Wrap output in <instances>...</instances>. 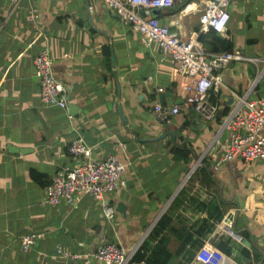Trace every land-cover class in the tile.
<instances>
[{
	"label": "crops",
	"instance_id": "0c3cea01",
	"mask_svg": "<svg viewBox=\"0 0 264 264\" xmlns=\"http://www.w3.org/2000/svg\"><path fill=\"white\" fill-rule=\"evenodd\" d=\"M184 1L149 14L180 38L197 36L209 54L224 53L216 37L256 60L234 61L223 71L224 87L210 97L218 107L216 120L232 106L229 90L245 94L264 69V0H229L223 35L200 32L198 17L207 0H188L178 9ZM10 9L0 0V264H64L57 247L87 259L107 244L135 253L143 243L145 263L199 264L196 254L208 243L209 264H264V162L236 158L211 176L214 186L201 182L200 169L208 173L228 137L217 140L219 124L189 107L170 124L156 121L154 104L180 103L178 83L185 82L159 47L143 45L103 0H24ZM106 43L110 56L101 52ZM43 48L65 88L67 109L40 104L33 58ZM249 98H264V74ZM77 133L92 160L114 155L126 166L125 187L106 198L115 211L122 204L113 222L90 196L54 207L42 202L45 186L72 164L67 147ZM175 150L186 151V161ZM194 172L197 178L189 180ZM228 213L238 214L240 238L225 230ZM32 234L35 243L24 253L21 238ZM158 240L165 246L152 257Z\"/></svg>",
	"mask_w": 264,
	"mask_h": 264
},
{
	"label": "built area",
	"instance_id": "2783aa9c",
	"mask_svg": "<svg viewBox=\"0 0 264 264\" xmlns=\"http://www.w3.org/2000/svg\"><path fill=\"white\" fill-rule=\"evenodd\" d=\"M10 11L16 10L24 0H7ZM119 20L131 27L145 46L156 44L161 50L162 59H170L174 72L184 78L185 82L178 83L181 89V102L178 104H154L152 114L161 124H170L180 109L191 108L201 115L206 122H213L218 107L210 103L211 93L217 94L223 85V71L229 63L247 60L256 63V60L243 58L238 52H224L209 54L196 38L185 40L170 32L152 16H143L151 10H168L175 5V0H103ZM229 0H207L198 17L201 33L223 35L229 21L226 11ZM38 18L34 11L30 22L35 24ZM33 66L39 81V100L45 107L67 109L68 101L65 88L56 80L53 72V61L46 48L40 50L33 58ZM264 69L257 72L247 92L239 95L229 90L232 106L222 118L217 133V140L222 134H227V143L222 153L208 166V172L213 177L224 162L240 159L249 163L264 162V98L250 99ZM162 93V89H159ZM67 153L72 160L70 166L61 168L51 181L45 186L43 204L56 206L61 201L71 203L83 196H90L101 206L102 216L107 222H113L116 211L107 201V196L125 187L122 175L126 170L125 164L114 155H109L101 161L91 159V149L79 133L70 141ZM227 233H231V223H224ZM37 235H26L21 238L22 252L29 251ZM57 254L64 260V264H89L90 259L99 264H130L134 249L125 251L115 245H104L92 255L85 256L69 253L60 247ZM213 256L210 244L205 243L196 254L199 264H209ZM90 258V259H89Z\"/></svg>",
	"mask_w": 264,
	"mask_h": 264
},
{
	"label": "trees",
	"instance_id": "16d2710c",
	"mask_svg": "<svg viewBox=\"0 0 264 264\" xmlns=\"http://www.w3.org/2000/svg\"><path fill=\"white\" fill-rule=\"evenodd\" d=\"M187 3H189L188 2V0H186V1H184V3H182L181 4V6H179V8L178 9H180V10H182V9H184V7H185V5L187 4ZM211 33H213V34H215L214 32H212V31H210ZM201 36L202 35H200V38H199V40H201ZM215 38V40H216V44H220V45H222V48H221V51H223V52H232V50H233V47H232V45H231V43L230 42H227V45L226 46H224V41H222L221 39H219V38H216V37H214ZM226 114H224V116H225ZM222 118L223 117H220V118H218V119H216L215 120V123H217V125L218 124H220V122H221V120H222ZM175 152L178 154V153H180L181 154V156H182V159L184 160V161H186V158H187V152L186 151H179V150H175ZM186 157V158H185ZM200 172L202 173V175H201V182H205V184L208 186V184L209 185H213L214 186V184H213V180H212V178H211V175H210V173L208 172H206V170H204V169H200ZM197 176H198V173L196 174L195 172L191 175V177L189 178V180H194V179H196L197 178ZM35 178H36V176H35ZM38 180V179H37ZM205 180V181H204ZM176 199L177 198H175V200H174V202L176 201ZM221 218V217H220ZM219 218V219H220ZM165 246V244L163 243V242H161V241H157V243L152 247V249H151V255H152V257H158V255H159V251H160V249H161V247H164ZM147 249V245L146 244H142L139 248H138V250L133 254V256H132V258H131V263L130 264H132V262H133V264L134 263H140V262H144V257H145V254H144V251ZM144 264H154V259H153V261L151 260L150 262H148V263H145L144 262Z\"/></svg>",
	"mask_w": 264,
	"mask_h": 264
},
{
	"label": "water",
	"instance_id": "95a60500",
	"mask_svg": "<svg viewBox=\"0 0 264 264\" xmlns=\"http://www.w3.org/2000/svg\"><path fill=\"white\" fill-rule=\"evenodd\" d=\"M86 7H87V5H86ZM142 15H143V16H149L150 14H149V13H148V14L143 13ZM101 52H102V54L105 55V56H110V55H111V52H112V49H111L110 44H108V43L104 44V45L101 47ZM160 103H162V102H160ZM69 111L71 112V111H72V108L69 107ZM117 114H118V116H119L121 122H123V123L126 125L127 121H126V119L124 118V116L122 115L121 108H119V107L117 108ZM128 128L130 129V127H128ZM130 130H131V129H130ZM131 132H132V131H131ZM166 135H167V134H163V135L159 136L158 138H155L154 140H157V139H163L164 137H166ZM170 135H171V134H170ZM180 139H181V138H180ZM140 141H147V140H145V139H141ZM13 151H14V149H13ZM20 151H23V150H20ZM201 166L204 167V165H201ZM121 206H122V204L119 203L118 206H117V209H116L117 212H123V208H122ZM236 206H237V204H236ZM237 217H238V214L228 213L227 216L225 217L224 221H225L227 224L231 223V228H230L231 233L234 234L235 236H237L238 238H240V236H239V235H240V230L237 231V230L235 229V224H236V221H237ZM241 242H242L244 245H246V246H249L250 244L253 245V242H252V241H251L250 244H249L248 242H246L245 240L242 239ZM260 253L262 254L261 251H260ZM262 257H263V254H262Z\"/></svg>",
	"mask_w": 264,
	"mask_h": 264
}]
</instances>
